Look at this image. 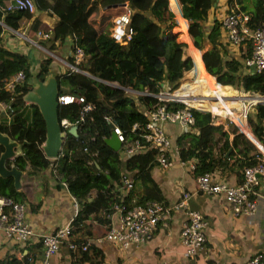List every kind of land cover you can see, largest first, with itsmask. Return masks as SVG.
<instances>
[{"label": "trees", "instance_id": "trees-1", "mask_svg": "<svg viewBox=\"0 0 264 264\" xmlns=\"http://www.w3.org/2000/svg\"><path fill=\"white\" fill-rule=\"evenodd\" d=\"M125 1L131 8L129 21L131 33L124 43H120L110 35V18L121 12L118 9ZM213 1L170 0V8L168 0H33L32 9L42 10L48 15L54 14L57 17L51 35L46 38V47L55 49L63 38L69 36L71 42L68 44V51L73 44H77L84 52V59L79 67L87 74L70 70L59 72L55 69V77L59 92L81 93L85 99L94 103L93 120L82 124L79 129L89 136L87 137L89 149L96 151L93 156L95 164L89 163L88 154L70 142L73 138L80 137V132L78 136L68 133L55 160L43 154L40 148L45 136L43 119L33 103L21 99L27 89L26 80L32 74L31 61L24 53L0 45V78L17 70H23L25 78L24 82L16 87L14 96L7 91H0V98L8 100L12 110L8 121L4 118L0 119V130L19 142L20 153L14 156L12 163L22 170L19 189L13 187L11 177H0V195L19 202L26 199L29 206H33L25 186L28 179L38 178L44 187L43 192L48 188L47 180L42 174L44 169L47 168L50 176L56 177V181H64L69 193L78 197L76 212L69 221L67 240L74 243V249L78 250L77 261L88 259L92 264H103L98 248L88 244L87 249L82 250L81 245L86 236L92 234L91 219L107 227L110 225L109 216L113 212L114 203L126 206L133 203V197L129 194L131 191L129 185L133 178H142L149 181L152 187L154 186L148 175L149 168L156 163L154 149L150 148L119 159L118 150H112L104 142L111 128L102 114L111 115L129 138L133 136V131L130 130L131 124L141 123L144 120L138 104L148 107L155 101V98L148 94L136 93L133 96L125 92L124 87L155 92L159 90L162 80L174 86L182 71L191 67L193 60L192 73L195 76V84L189 86L191 80H184L175 92L188 89L192 97L207 93L209 89H206V80L210 73L222 84H232L246 91L264 94V70L243 72L238 59L222 56L226 49L218 40L220 21L214 18L208 31H204L202 23ZM2 2L3 0H0V6ZM226 2L229 6L237 2L240 9L247 11L248 23L254 26L264 24V0H250L249 5L247 0H226ZM31 10L24 8L5 11L0 8V17L3 13L4 22L15 28L13 21L21 16H31ZM174 13L179 16L180 24L182 19L186 21V31L196 49H201L205 41L208 42L209 47L201 53L202 61L198 50L190 44L189 38L186 49L191 57L183 55L185 42L178 40L176 32L172 30L173 25L176 24ZM32 22L30 34L38 29L39 18L34 16ZM48 29L49 27L41 30ZM183 38L186 39L184 33ZM56 40L58 44H55ZM249 53L250 45L247 47V52L242 54V59ZM65 57L69 62L72 61L69 55ZM51 62L50 56L37 60L35 70L39 79H42L48 69H53L50 67ZM99 79L114 82L120 87L106 84ZM228 88L231 87L217 85L213 93L223 94ZM227 93L232 94L231 91ZM12 96L13 98H10ZM190 104L217 110L220 115L226 112L228 105L225 100L211 104L200 102ZM254 108V119L248 118L249 129L254 137L263 143L264 102H257ZM190 111L193 116L192 126L196 131H182L177 135L175 146L179 159L192 160L191 172L194 176L215 169L219 171L236 168V175L240 179L242 168L253 164L256 154H259L254 143L234 125L230 124L228 128L223 129L222 124L213 123L208 111L192 107ZM76 112L77 107L73 103L57 106L58 117L71 119ZM229 132L232 133L230 138H228ZM54 161L55 176L51 170ZM128 172H132L130 178ZM125 180H130L129 185L124 184ZM148 190L134 200L159 201L161 197L149 195ZM34 244L41 246L39 240ZM26 258L31 260L30 256L24 254L23 260ZM13 262H16L14 258L6 257L1 264Z\"/></svg>", "mask_w": 264, "mask_h": 264}, {"label": "built area", "instance_id": "built-area-1", "mask_svg": "<svg viewBox=\"0 0 264 264\" xmlns=\"http://www.w3.org/2000/svg\"><path fill=\"white\" fill-rule=\"evenodd\" d=\"M122 7L123 10L113 17L110 29V35L114 40L120 43H124L131 33V28L129 27L131 8L126 2L122 4ZM0 8H3L5 11L24 8L31 10L33 8V0H3ZM248 20V13L240 9L237 5H234V7L226 9L219 21L227 41L232 46L239 48L246 43L250 45L249 55L242 59L241 70L248 73L261 72L264 70V24L254 26L248 23ZM35 35L37 38L46 39L49 36V32L38 29L35 31ZM21 37L38 45L37 41H33L24 35ZM44 51L49 52L51 55L53 54L47 49H44ZM66 53L65 55L71 57V62L64 56L59 57L53 55L55 58H62L59 60L66 65L68 70L87 74L79 67V64L84 59L82 48L77 44H73ZM192 68L193 60L189 70H192ZM205 71L208 73L206 69ZM211 77L214 84L222 87L228 86L241 92L240 89L242 88L237 89L231 84H222L218 82L213 75H211ZM24 79L23 70H17L8 76H4L0 78V91H7L14 96L16 94V87L22 84ZM184 80L188 79L180 80L175 88L172 84L171 86H162L161 81L159 90L155 92H149L147 90L139 91L124 87L125 92L129 91L134 94L143 93L155 98V101L148 107L138 104L139 111L144 116V120L141 123L133 122L131 124L130 130L133 131V136L129 138L125 135L124 130L115 123L111 115L102 114L103 119L107 123H110V132L114 133L117 140L120 142L118 152L122 158L152 148L155 150L156 163L161 167L169 166L171 163V153H178L177 147L170 142V138L163 125L164 123H178L184 131H196V128L192 126L193 116L190 111L191 107L208 111L212 117L213 123L216 119L219 121L230 119L235 121L239 130H244L245 124H242L240 121L228 117L219 119L217 114L210 109L200 105L190 104L182 98L184 95L175 93V90L181 87ZM101 81L112 86H118L114 82ZM241 93L256 98L255 101L249 102L244 113L245 123V117L249 107L259 101H264V95L254 92ZM13 96L10 98H13ZM56 100L58 105L73 103L77 107V112L73 118L58 117L60 129L64 132L62 144L68 135L67 128L71 125H76V136H78L79 132L81 135L80 137L73 138V140H69L74 143L77 148L80 147L82 151L88 154L89 163L95 164L96 162L93 156H95L96 151H94V149H89L87 143V137L89 138V136L85 131L82 132L79 129L82 124L89 123L93 120L94 103L85 99L81 93H64L59 91L57 92ZM8 102V100L0 98V115H2L6 121L10 118L12 111ZM256 148L259 154H256V160L253 164L242 168V177L240 181L230 184L226 180L219 178L216 172L205 171L195 176L194 191L205 194L221 195L223 199L231 205L232 212L234 213H253L256 208V197L258 194L255 187L259 181L264 184V149L258 146ZM56 158L57 157L52 159L55 160ZM54 166L55 161L51 164L52 174L55 176ZM192 167L193 163L190 164V168ZM53 178L57 180L56 177ZM58 182L66 186L64 181L58 180ZM124 184L129 185V180H125ZM190 194L189 191H182L176 203L169 207L162 202L151 199L145 200L144 202H136L133 199V203L128 206L121 203H114L113 212L117 213V219L106 227L102 236L121 246L141 242L152 235L159 221L165 224V219L169 214L170 208H174L176 210H182L184 214L183 221L179 228L180 243L183 245L184 254L193 258L197 249L202 246L205 240V229L207 228L208 222L197 210L188 207L187 199ZM71 200L76 210L78 197L71 195ZM24 209L25 206L22 201H13L8 196L0 195V228L7 237L19 243L39 240L41 255L38 264H50L49 258L57 252L61 242H65L69 248H75L74 243L67 241L70 220L54 227L51 231L39 233L35 232L24 219ZM88 244V240L85 239L81 245V249H87ZM9 264H32V262L24 259ZM244 264H264V249L250 255Z\"/></svg>", "mask_w": 264, "mask_h": 264}, {"label": "crops", "instance_id": "crops-1", "mask_svg": "<svg viewBox=\"0 0 264 264\" xmlns=\"http://www.w3.org/2000/svg\"><path fill=\"white\" fill-rule=\"evenodd\" d=\"M168 4L171 8L170 0H168ZM234 5L239 7L237 2H234L232 6H228L226 0H215V4H212L207 12L206 19L202 23L204 31H208L209 26L207 25H210L214 18L220 20L219 16H221L227 8H232ZM34 16L39 18L37 28L41 30L49 27L46 31L51 35L52 26L57 21V17L54 14L48 15L42 10L38 11L32 9L31 16H21L13 21L15 28H12L8 23L4 22L3 13H1L0 17V45L9 50L24 53L31 61V68H33V65L36 64L38 59L44 56L37 50L32 51L29 43H33L21 37L22 35L33 41H37L38 45H34L41 52L44 53V49L51 51L46 47V39L37 38L35 31L32 34L29 33L30 24L33 25L32 19ZM183 20L184 19H182V22ZM207 21H209V23L204 24ZM184 22L186 24L185 20ZM184 36L188 43L189 35L186 36V34H184ZM218 40L226 49L222 56L225 58L233 57L238 59V61H240V69H242V54L247 52L249 44L246 43L243 44L244 46L235 48L227 41L221 26ZM41 41H44V43ZM63 41L69 44V36L63 38L61 43ZM55 44H58L57 40ZM205 46H207L205 49L209 47L208 42ZM57 49L60 52L63 50L61 45H58L55 51H57ZM66 52L63 55L64 57L66 56L65 54H67ZM51 53L61 57L55 52L51 51ZM208 75L209 78L206 80V89H209L207 95H210L205 99H207L209 103H217L218 100H225L228 104L226 112L223 114L221 113L219 119L228 117L245 124L244 113L249 102L255 101L256 98L254 96H246V94H242L234 88L225 89L223 94L213 93V89H215L217 85L213 83L211 75ZM161 84L162 86H171L166 80H162ZM194 84L195 76H193V81L190 86ZM187 90L188 89L183 90L180 95H184L182 98L189 102L192 99V95L189 94ZM228 91H231L232 94H228ZM254 93L260 94L258 92ZM261 95L264 94L261 93ZM248 118L254 119V115L247 118L245 117L246 123H248ZM0 119H3L2 115H0ZM235 128L243 134H245L244 132L252 134L250 129L246 127V124L244 125L245 131H241L237 127ZM164 129L173 145H175L177 135L184 131L178 123H165ZM223 129H226L224 124ZM231 136L232 133L229 132L228 138ZM260 144L261 149H264V137L263 143L260 142ZM118 158L121 159L122 157L118 154ZM170 161L171 163L169 166L161 167L157 163H154L149 168L148 175L154 184L153 187L149 181L142 180V178L139 177L133 178L131 182L129 180L131 183V185H129V188L131 187L129 194L133 197L132 199H134L149 189V195L161 197L159 201L169 207L176 203L182 191H189L191 194L187 199L188 207L197 210L208 222L207 228L205 229V240L202 246L197 249L193 258L184 254V248L180 243L179 237V228L183 221L184 214L182 210H176L174 208H170L169 214L165 219V224L159 221L149 238L138 243H130L126 246H121L116 242L105 239L102 236V232L105 231L106 227L97 223L94 219H91L92 234L88 237L86 236V239L90 245H94L99 249L103 264H244L250 255L264 249L263 183L259 181L255 187L258 194L254 212L251 214L234 213L232 212L231 205L226 202L221 195L205 194L194 191L195 176L191 172L193 167L190 168L192 160L181 161L177 154L171 153ZM230 161H232V159H230ZM214 172H216L219 178L226 180L230 184L236 183L241 179L236 175V168H225L219 171L215 169ZM42 174L47 180V190L43 192L44 187L41 185L38 178H30L25 182V186L29 191V197L33 202V206H29L26 199L22 200L25 206L24 219L35 232L39 233L51 231L54 227L68 222L76 212L71 200V194L66 186L56 181L53 176H50L47 168L42 171ZM131 174L132 172H128L129 178ZM27 182H29V184H27ZM20 187L21 177L20 186L17 189ZM109 219L110 223L116 221L117 213L112 212ZM35 241L36 240H32L26 243L16 242L7 237L0 228V264L6 257L9 259L14 258L19 262L23 260L24 254L31 257V260L28 258L26 259L30 260L32 264H38L41 255V246L35 245ZM77 251V249L69 248L65 242H61L57 252L50 256V264H92L88 259L77 261L76 259L79 256Z\"/></svg>", "mask_w": 264, "mask_h": 264}, {"label": "water", "instance_id": "water-1", "mask_svg": "<svg viewBox=\"0 0 264 264\" xmlns=\"http://www.w3.org/2000/svg\"><path fill=\"white\" fill-rule=\"evenodd\" d=\"M212 4H215V0ZM189 42L193 45L190 38ZM26 85L27 89L23 92L21 99L27 103H33L44 122L45 136L40 144V148L46 157L55 158L59 154L64 137V132L60 129L58 123V104L56 100L58 81L55 77V71L48 69L42 79H39L37 71L32 70L31 77L26 80ZM67 132L76 136V125L68 127ZM245 135L255 146L260 147V143L252 134L245 132ZM104 142L114 151H117L120 145V142L112 132L104 138ZM0 145L2 146L0 150V177H11L12 185L17 189L20 186L22 171L12 163V160L15 155L20 153V144L15 139L10 138L7 133L0 130ZM227 153L228 150L226 151ZM8 161L9 165H7Z\"/></svg>", "mask_w": 264, "mask_h": 264}, {"label": "rangeland", "instance_id": "rangeland-1", "mask_svg": "<svg viewBox=\"0 0 264 264\" xmlns=\"http://www.w3.org/2000/svg\"><path fill=\"white\" fill-rule=\"evenodd\" d=\"M248 2V5L250 4V0H247ZM234 4V3H233ZM228 6H229V4H228ZM227 6V7H228ZM226 7V8H227ZM103 9V8H102ZM119 10H123V7H121L120 9H118V11ZM225 12V11H224ZM222 16V15H221ZM221 16H219V18H221ZM110 17H111V15H110ZM113 17L114 16H112L111 18H110V22H111V26H112V20H113ZM179 17H178V15H176L175 13H174V20H175V22H176V24L175 25H173V27H172V30L174 31V32H176V38L178 39V40H183L184 42H185V46L183 47V49H184V54L183 55H190L189 54V52L187 51V49H186V47H187V45H188V43H187V41H186V39H184L183 38V33L184 34H186V24H185V22H184V20H183V22H181V24L178 22V19ZM209 23V21H207V22H205L204 24H208ZM207 26H210V25H207ZM206 26V27H207ZM187 36V35H186ZM190 41H191V38H190ZM30 42V41H29ZM42 43H44V41H41ZM45 42H47V39H46V41ZM192 43V42H191ZM206 43H207V41H205V43L203 44V47L201 48V49H197L198 50V52H199V54L201 55V53H202V51L207 47V46H205L206 45ZM61 47H62V51L60 52L58 49H57V51H55V49H50L52 52H55V53H57L58 55H60V56H63L64 55V53L67 51V49H68V43L67 42H65V41H63L61 44ZM29 46H30V48H31V50L32 51H39L40 52V54H42L43 56H50L51 57V60H52V62L50 63V67L51 68H53V70L54 71H59V72H61V71H66V70H68V68L66 67V65L65 64H63V63H61L60 62V60L59 59H62V58H59V57H57V58H55L54 56H52L51 54H49V52H41L39 49H37L36 47H35V45L34 44H31V43H29ZM193 46V45H192ZM194 47V46H193ZM54 55H56V54H54ZM190 57H191V55H190ZM83 62V61H82ZM81 62V63H82ZM33 64V63H32ZM36 66H37V63L36 64H34L33 65V70H35L36 69ZM56 69V70H55ZM191 74H193L192 73V70H189V69H187V70H185V71H182V75L180 76V78L178 79V81H177V84H175L174 85V88L178 85V82L180 81V80H183V79H188V80H190L191 79V84H192V81H193V75H191ZM190 75V76H189ZM97 79V78H96ZM98 80V79H97ZM190 84V85H191ZM189 85V86H190ZM188 86V87H189ZM173 88V89H174ZM235 88H237V89H240V87L238 88V87H235ZM241 90V92H244V93H246V92H252V91H244V90H242V89H240ZM127 93H129V94H131V95H135L134 93H131V92H129V91H126ZM238 95V94H237ZM240 96V95H239ZM254 105L255 104H252L250 107H249V109L247 110V114H246V118L247 117H251V115L253 116V113H254ZM214 123H221L222 125L224 124L225 126H226V128L228 127V125L229 124H231V125H234V126H236L237 127V125H236V123H235V121H232V120H230V119H225L224 121H219L218 119H216L215 120V122ZM245 124H246V127L249 129V125H248V123H246V120H245ZM242 127V126H241ZM259 142V141H258ZM260 143V142H259Z\"/></svg>", "mask_w": 264, "mask_h": 264}, {"label": "bare ground", "instance_id": "bare-ground-1", "mask_svg": "<svg viewBox=\"0 0 264 264\" xmlns=\"http://www.w3.org/2000/svg\"><path fill=\"white\" fill-rule=\"evenodd\" d=\"M181 92H183V90H181V91H178V92H175V93H178V94H180ZM209 95V94H208ZM208 95H207V93L206 94H202V95H200V96H197V97H192V99L188 102V103H192V102H200V103H208V104H211V103H209V101H207V99H205V98H207L208 97ZM222 101H224V100H222ZM212 112H215L217 115H218V118H219V112L217 111V110H212ZM259 144V143H258ZM260 146H261V144H260Z\"/></svg>", "mask_w": 264, "mask_h": 264}, {"label": "clouds", "instance_id": "clouds-1", "mask_svg": "<svg viewBox=\"0 0 264 264\" xmlns=\"http://www.w3.org/2000/svg\"><path fill=\"white\" fill-rule=\"evenodd\" d=\"M187 34V33H186ZM189 37V36H188ZM116 41V40H115ZM118 42V41H117ZM200 58H201V55H200ZM192 59V58H191ZM174 87V86H173ZM240 88H242V87H240ZM243 89V88H242ZM246 91V90H245ZM259 102H262V101H259ZM245 131V130H244ZM245 133V132H244ZM52 159V158H51Z\"/></svg>", "mask_w": 264, "mask_h": 264}]
</instances>
